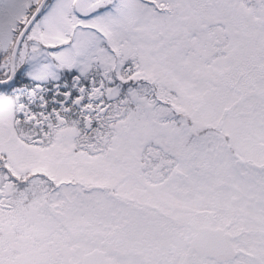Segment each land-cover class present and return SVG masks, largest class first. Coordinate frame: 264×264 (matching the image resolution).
I'll return each instance as SVG.
<instances>
[{"label": "snow or ice", "instance_id": "snow-or-ice-1", "mask_svg": "<svg viewBox=\"0 0 264 264\" xmlns=\"http://www.w3.org/2000/svg\"><path fill=\"white\" fill-rule=\"evenodd\" d=\"M0 264H264V0H0Z\"/></svg>", "mask_w": 264, "mask_h": 264}]
</instances>
